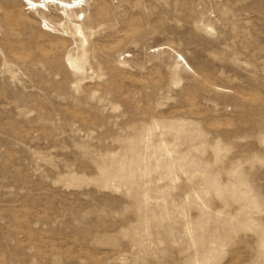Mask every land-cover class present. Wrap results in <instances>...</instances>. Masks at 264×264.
I'll use <instances>...</instances> for the list:
<instances>
[{
    "label": "rangeland",
    "instance_id": "1",
    "mask_svg": "<svg viewBox=\"0 0 264 264\" xmlns=\"http://www.w3.org/2000/svg\"><path fill=\"white\" fill-rule=\"evenodd\" d=\"M24 4L0 0V264H264V0Z\"/></svg>",
    "mask_w": 264,
    "mask_h": 264
},
{
    "label": "bare ground",
    "instance_id": "2",
    "mask_svg": "<svg viewBox=\"0 0 264 264\" xmlns=\"http://www.w3.org/2000/svg\"><path fill=\"white\" fill-rule=\"evenodd\" d=\"M20 1L25 2L24 6H26L27 10L41 11L43 9L47 10L48 7L51 6V7H55L56 9L62 10L63 12L69 11L71 13H76L75 19L77 22H79L78 20L84 14V7L81 3L85 2V0H20ZM159 48L164 49L165 47H158V49ZM180 58H181L180 59L181 62L184 64L186 69L192 72L191 68L188 66L185 60L182 57ZM164 150H165L167 159L162 161L160 164L158 163L156 166V169H160L159 180L163 181L164 183L158 189L159 196L158 195L156 196L155 201L156 202L162 201L164 204H167L166 203L167 200L165 198L166 193L164 192V190L167 188L173 190L171 186H173V183H175L174 177L176 176L175 175L176 161H174L171 158V154L167 148H164ZM203 171L204 172L207 171L206 167L203 168ZM183 173L185 172L183 171ZM117 179L118 178L116 175H114L113 173H110V175L106 178V184L109 185L112 182L117 181Z\"/></svg>",
    "mask_w": 264,
    "mask_h": 264
}]
</instances>
